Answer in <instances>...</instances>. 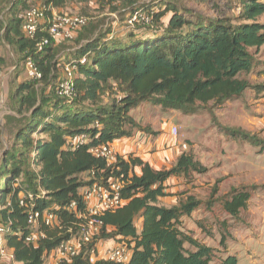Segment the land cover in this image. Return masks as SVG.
<instances>
[{"label": "trees", "instance_id": "obj_1", "mask_svg": "<svg viewBox=\"0 0 264 264\" xmlns=\"http://www.w3.org/2000/svg\"><path fill=\"white\" fill-rule=\"evenodd\" d=\"M9 2L12 5V0ZM239 3L236 17L218 18L180 10L173 3L158 12L141 8L149 23L135 22L128 26V33L88 37L77 59L86 58L78 64L71 100L58 95L57 85L55 97L39 98L35 84L50 83L64 60L55 57L52 45L43 54H35L36 43L22 33L30 8L19 19L11 6L10 15L16 16L7 27L12 44L23 61L27 55L33 56L43 72L42 81L27 80L17 87L15 98L19 99L23 124L0 171L4 183L0 190V228L6 230L13 263L45 264L48 256L78 236L87 222L83 190L113 179L123 184L124 206L104 214L103 228L93 243L59 264H91V249L101 240L111 239L131 248L130 264H211L212 249L182 227L183 218L191 217L201 202L188 197L178 206L160 204L161 199L172 195L167 188L170 179L207 172L201 162L185 153L171 169L155 170L133 155L128 159L117 155L116 161L109 163L94 157L90 149L130 138L133 129H140L130 113L143 103L156 102L165 110L194 115L210 103L221 106L240 99L251 87L240 78L254 67L251 50L264 46V0ZM46 4L62 9L68 2L46 0ZM254 88L262 92L264 87ZM115 92L118 95L104 103ZM78 137L86 138V142L74 143ZM258 146L264 153V141ZM30 195L33 200H29ZM22 198L28 207L20 205ZM250 199L249 192L235 189L224 200L223 208L237 218ZM29 209L49 212L59 221L55 227L40 224L38 231L44 237L36 244L27 242L33 232ZM96 264L111 263L102 260ZM223 264H238V259L228 255Z\"/></svg>", "mask_w": 264, "mask_h": 264}, {"label": "rangeland", "instance_id": "obj_2", "mask_svg": "<svg viewBox=\"0 0 264 264\" xmlns=\"http://www.w3.org/2000/svg\"><path fill=\"white\" fill-rule=\"evenodd\" d=\"M64 13L88 18L87 26L72 41L53 40L52 47L57 59L71 62L81 57V46L88 37L101 33L115 35L128 33V18L136 9H165L173 3L180 10L208 18L236 17L239 0H67ZM0 0V171L4 157L13 146L17 129L23 124L19 114V99L15 98L17 87L26 82L23 56L12 44L7 27L16 16L20 19L31 7L48 5L46 0ZM25 4V6L22 5ZM18 12V13H17ZM171 16L167 15L165 20ZM254 67L241 79L250 84L238 100L217 106L210 103L194 115L181 111L163 109L156 102H146L135 109V118L161 122L163 129L171 130L177 125L178 140L188 146L189 153L207 168L203 174L172 178L167 183L170 197L161 199L165 207L178 206L188 197H194L201 205L191 217L183 218V230L213 251L211 264H223L228 255L236 256L238 264H264V153L258 144L264 141V88L257 92L255 86L264 87V46L259 51L251 50ZM50 83L35 84L34 90L40 99L55 97V88L63 64ZM14 74L11 70L14 69ZM16 74V75H15ZM15 75V76H14ZM28 82V81H27ZM104 100L110 103L113 97ZM43 136H40L42 138ZM34 156V155H32ZM20 182V181H18ZM4 183L0 175V190ZM235 189L251 194L246 210L237 218L223 208V202ZM108 240H101L100 246ZM5 258L0 264H11ZM49 264V260L47 261Z\"/></svg>", "mask_w": 264, "mask_h": 264}, {"label": "built area", "instance_id": "obj_3", "mask_svg": "<svg viewBox=\"0 0 264 264\" xmlns=\"http://www.w3.org/2000/svg\"><path fill=\"white\" fill-rule=\"evenodd\" d=\"M89 20L85 16L68 14L55 11L52 5H39L31 7L26 11L24 23L22 26L23 35L34 41L35 54L40 55L52 45L53 40L57 41H72L77 35L87 26ZM135 22L149 23L150 18L144 15L141 9H136L132 17L128 20L129 25ZM2 31L0 25V33ZM43 34L42 36H40ZM27 54V53H26ZM86 58L65 62L62 67V75L57 83V93L61 98L71 100L75 95V79L76 71L79 62L84 63ZM26 79L33 82L43 80V72L35 61L34 57L27 55L24 61ZM173 135H178V128L172 129ZM86 142V138L78 137L74 143ZM90 153L96 157L107 160L109 163H114L117 154L113 150L111 144L94 146L90 149ZM123 184L119 180H109L106 184L94 183L85 188L82 192L83 201L87 208V222L81 226V231L78 236L73 237L67 242H63L56 253L59 256L60 262L68 260L79 254L83 246H89L93 243L102 228L103 222L101 217L108 212H115L124 206L125 201L122 198ZM29 200H33V196H29ZM20 205L28 207L25 198H22ZM75 204H72L73 208ZM29 224L33 232L27 238V242L36 244L44 237V234L38 231L40 224L48 227L59 225L58 218L49 212H39L29 209L28 215ZM6 230L0 228V261L5 258L14 261V254L8 249L6 239ZM132 258L131 248L120 243L114 248H109L104 254H101L98 249V244L91 249L90 263L96 264L98 261H107L111 264H130Z\"/></svg>", "mask_w": 264, "mask_h": 264}, {"label": "crops", "instance_id": "obj_4", "mask_svg": "<svg viewBox=\"0 0 264 264\" xmlns=\"http://www.w3.org/2000/svg\"><path fill=\"white\" fill-rule=\"evenodd\" d=\"M65 10H68L67 6L62 9L55 8V11L59 12H64ZM14 70L15 68L10 73L14 74ZM136 111L133 110L130 115L139 124L140 129H133L130 138H124L112 143L113 150L118 156L125 159H128L130 155L138 157L155 170L171 169L177 164L182 154L189 153L188 146L181 140H178L177 136L173 135L172 129L177 127V125L173 126L171 130L163 129L164 127L161 126L160 121L156 122L150 118H135ZM136 173L140 174L141 170L137 168ZM118 244H120L118 240L111 239L101 246L98 243V249L101 254H104L109 248H114ZM48 260L49 264L60 263L59 256L56 252H52L48 256L45 264H48Z\"/></svg>", "mask_w": 264, "mask_h": 264}]
</instances>
